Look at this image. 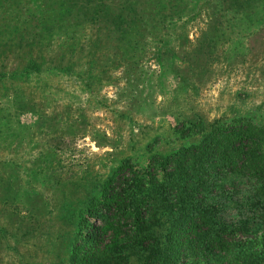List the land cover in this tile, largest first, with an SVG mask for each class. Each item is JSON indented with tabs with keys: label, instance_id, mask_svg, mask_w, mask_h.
I'll list each match as a JSON object with an SVG mask.
<instances>
[{
	"label": "rangeland",
	"instance_id": "374dc122",
	"mask_svg": "<svg viewBox=\"0 0 264 264\" xmlns=\"http://www.w3.org/2000/svg\"><path fill=\"white\" fill-rule=\"evenodd\" d=\"M252 19L214 45L199 16L175 49L179 77L151 57L139 68L118 59L105 36L65 56L76 69L66 73L12 77L25 61L14 49L1 56L0 264H68L77 215L113 171L126 160L144 168L197 140L176 134L180 122L246 117L264 127V10ZM87 25L95 39L97 26ZM42 52L46 63L60 56L55 46Z\"/></svg>",
	"mask_w": 264,
	"mask_h": 264
},
{
	"label": "trees",
	"instance_id": "16d2710c",
	"mask_svg": "<svg viewBox=\"0 0 264 264\" xmlns=\"http://www.w3.org/2000/svg\"><path fill=\"white\" fill-rule=\"evenodd\" d=\"M30 6L0 0V57L14 49L25 61L12 77L74 71L65 56L77 58L102 36L113 38L118 59L129 57L139 68L151 57L179 77L175 49L188 41L192 22L206 14L214 32L208 39L219 45L229 29L252 23L264 0H41ZM87 24L97 26L95 39ZM60 35L64 43L47 44ZM48 46L60 56L46 63ZM178 125L180 138L197 140L153 156L144 168L126 160L113 171L77 215L68 264H264V127L246 117Z\"/></svg>",
	"mask_w": 264,
	"mask_h": 264
}]
</instances>
